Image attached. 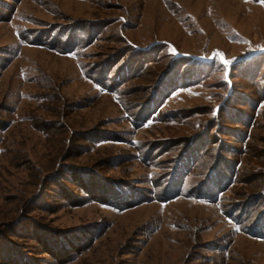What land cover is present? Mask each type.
I'll use <instances>...</instances> for the list:
<instances>
[{"label":"rangeland","instance_id":"1","mask_svg":"<svg viewBox=\"0 0 264 264\" xmlns=\"http://www.w3.org/2000/svg\"><path fill=\"white\" fill-rule=\"evenodd\" d=\"M263 190L261 0H0V264H264Z\"/></svg>","mask_w":264,"mask_h":264},{"label":"trees","instance_id":"2","mask_svg":"<svg viewBox=\"0 0 264 264\" xmlns=\"http://www.w3.org/2000/svg\"><path fill=\"white\" fill-rule=\"evenodd\" d=\"M144 119L145 118H142L140 120L144 121ZM252 125H254L253 120H252ZM245 135L246 134H243L242 136L240 135V138L245 139V137H246ZM236 137H238V136H236ZM189 155H191L190 151L186 152L183 159H188ZM188 171H189L188 168H185L184 173H187ZM237 172H238L237 168H231V175H232V178H230L231 181L230 180L227 181L225 177H222V179L217 183L218 185L221 183L223 184V182L226 183L222 190H224L225 188L227 189L228 185L230 183L231 184L234 183ZM173 173H175V172H173ZM216 173H217V171L214 170L213 173L211 174V177H209L204 182L202 187H205V186L207 187L209 185V183L214 184L215 180H217V177H218V174H216ZM179 175H182V174L180 173ZM184 175H185V180L183 179V176H182V177H180V180L177 179L176 182L174 181V183L172 185L168 184L166 186V188H164V190L162 189L163 194H166L168 192H172L171 195L177 196L179 194L177 191V188H179V186L181 188L185 186L187 174H184ZM214 175H215V177H214ZM212 177H214L215 180ZM177 181H179V182H177ZM169 182H170V180H169ZM201 191H205V195H206V192H207L206 190L202 189ZM205 195H203V196H205ZM112 196H109L107 198L110 200V202L117 203L116 202L117 200L115 201V199H114V198H116L115 197L116 195H112ZM207 197H209V196L206 195L204 198H207ZM259 208H262L263 211L257 212V210ZM227 214L230 215L235 222L240 223V224H246L244 226V228L246 229V231L250 235L261 237L264 239V190H263V192H261L260 195L251 196L248 199L244 200V202H241L239 204L236 203V204L228 207Z\"/></svg>","mask_w":264,"mask_h":264},{"label":"snow or ice","instance_id":"3","mask_svg":"<svg viewBox=\"0 0 264 264\" xmlns=\"http://www.w3.org/2000/svg\"><path fill=\"white\" fill-rule=\"evenodd\" d=\"M261 3H264V0H261Z\"/></svg>","mask_w":264,"mask_h":264}]
</instances>
